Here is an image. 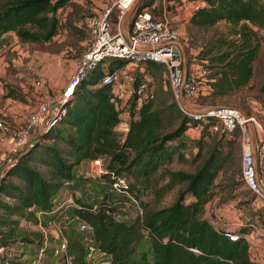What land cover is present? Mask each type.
<instances>
[{"label":"trees","instance_id":"trees-1","mask_svg":"<svg viewBox=\"0 0 264 264\" xmlns=\"http://www.w3.org/2000/svg\"><path fill=\"white\" fill-rule=\"evenodd\" d=\"M69 1L0 0V36L13 31L20 41H49L60 26L57 10ZM152 3L142 0L138 9ZM219 21H225L227 30H215L202 43L199 56L208 60L205 75L210 88L203 98L213 100L237 96L250 83L264 41V0H202L189 15L188 28L207 29ZM112 59L124 63L123 58ZM190 61L188 56V65ZM111 62H99L81 79L57 123L30 138L0 173V246L39 241L41 232L24 228L21 220L37 223L36 210L51 208L64 181L73 180L74 166L83 159L102 157L109 188L112 171L130 172L132 188L136 182L152 188L158 197L185 184L168 205L154 207L139 201L142 213L129 221L116 216L119 198L108 192L97 203L77 199L79 207L74 211L92 225L95 243L111 254L109 264H259L250 259L243 239L231 240L202 216L228 156L222 142H214L193 171L163 166L188 141L200 145L207 134L217 133L204 123L197 134L188 136L199 120L185 112L170 87L163 85L155 87L156 101L152 98L135 108V98L127 100L128 128L120 132L121 111L112 85L101 83L104 73L115 67ZM155 63L148 60L145 67L154 68ZM260 89L264 91V82ZM5 96L26 101L22 90H9ZM197 104L213 102L197 100ZM248 220L264 226L262 219ZM143 237L149 239V253L137 254ZM68 251L71 264H87L79 235H68Z\"/></svg>","mask_w":264,"mask_h":264},{"label":"built area","instance_id":"built-area-1","mask_svg":"<svg viewBox=\"0 0 264 264\" xmlns=\"http://www.w3.org/2000/svg\"><path fill=\"white\" fill-rule=\"evenodd\" d=\"M134 1L99 0L101 4L99 9L90 13L85 20L88 36L77 58L75 72L60 98L52 97L47 87L44 86L43 80L38 78L36 86L39 88L41 99L35 110L13 129L6 120L0 119V145L6 139H9L15 146L26 144L34 128L39 126L41 121L45 122L41 130L51 124H56L58 118L67 110L66 103L74 86L86 77L99 62H107L112 58H123L124 67L121 70L113 67L106 71L101 78V83L112 85L114 97L117 98L115 103L121 111V120L117 128L122 127L125 132L129 119V110L126 109L129 105L126 103L127 100L134 97L135 108H137L155 96L154 82L145 76L138 77V74L145 69L146 61H156L164 65L170 89L180 107L194 119L199 120L198 124L190 127L189 130L195 129L198 132L200 127L206 123L209 129L218 135L237 139L241 152V179L254 195L255 200H259L264 207V189L262 188L264 127L252 113L236 104L218 103L204 106L197 104L198 98L206 95L210 86L204 72L196 67L198 63L194 61L195 58L189 56L191 61L188 65V54L185 56L184 46L180 40L182 29L180 19H183L186 7H189V13H191L202 4V0H179L178 3L168 0V3L173 4V9L164 6L159 14L154 13L149 6H143L134 11L128 29L125 31L122 26V17ZM115 7L118 8V13L114 17ZM2 47H5V44ZM184 62L186 63L185 77H183ZM181 93L183 99L185 97L190 104L199 106L195 108L209 107L190 112L180 102ZM89 168L91 173L107 172L103 169L102 157L91 159ZM85 174L89 172L86 171ZM110 178V190L127 193L138 212L142 213L138 200L128 193L126 176L123 173L112 171ZM71 182L72 180H65L64 187ZM61 192L59 191L53 198L49 210H36L38 221L33 224L41 227L42 230L39 231L41 235L33 257L20 264H44L48 251L51 255L61 259L60 264H71L72 256L68 251V237L62 232L61 219L74 222L77 230L83 234L81 242L84 245L87 264H109L111 254L95 243L92 225L74 211L79 204L71 193ZM45 218L55 226L51 236L42 227ZM238 225L232 228L225 224L221 227L222 233L231 240L243 239L247 243L250 259L264 264V226L256 220L248 219L245 222H239ZM241 227L244 229L240 230ZM51 241L53 244L50 246ZM13 255L12 245L0 246V264H13ZM22 258L23 256L20 259Z\"/></svg>","mask_w":264,"mask_h":264},{"label":"rangeland","instance_id":"rangeland-1","mask_svg":"<svg viewBox=\"0 0 264 264\" xmlns=\"http://www.w3.org/2000/svg\"><path fill=\"white\" fill-rule=\"evenodd\" d=\"M141 1L138 0L137 8ZM178 1L173 0L176 3ZM153 4L154 7H152ZM164 6L173 9V4L168 3V0H153L149 8L154 13L159 14ZM97 9L99 7L95 5L94 0H70L63 8L57 10V14L60 17V26L57 33L49 41H20L12 31L0 39V53L4 55V60L7 61V64H4L3 61L1 62L3 64V71H0V76L4 75L3 79L7 81L4 83L6 85V87L4 86L5 91L14 90L19 93V90L23 89L22 92L26 95V101H22L24 104L22 105L23 109L21 113H16V99L12 97H10L11 101L3 109L4 113L0 112V119L6 120L11 129L21 123L26 116L35 110L41 99L39 88L36 86L38 78L43 80L44 86L47 87L52 97L55 99L60 98L71 76L75 72L77 58L82 52L88 36L85 20L90 13ZM185 10L187 11L186 14L182 16L183 19H180V23L182 24L180 40L184 46L185 56L188 54V56L195 58L194 61L198 63L196 66L198 70L207 74L208 69L206 64L208 60L199 57L202 49L201 45L215 30L226 31L227 25L225 21H219L207 29L188 28V16L191 13H189V7H186ZM117 13L118 8L115 7L113 16L115 17ZM133 13L134 11L131 13L129 19ZM3 44H5V47H2ZM108 61H112L111 63L115 67H118L119 70L124 67V64L118 59H108ZM145 68L148 71H146L147 73L144 76L152 80L156 88L159 85H163L164 88L170 87L163 64L155 63L154 68ZM19 80L23 83L22 86L19 85ZM263 82L264 41L258 58L255 61L254 75L250 83L237 92V96L218 97L214 100L211 97L203 98L201 96L198 98V103L211 101L213 104H236L247 112L252 113L264 127V91L260 89L261 83ZM156 97L154 101L157 100ZM184 101L192 108L199 107L198 105L190 104L185 97ZM8 105L12 107L7 109ZM118 130L124 132L122 127ZM197 133V130L192 129L188 131V136ZM183 137L186 138V135L184 134ZM218 140L222 142L223 149L228 153V156L215 177L213 195L203 207L202 216L210 219L218 228H221L225 224L236 228L239 226V222H245L248 218L253 217L262 219L264 222V207L259 200H255L254 195L243 184L241 179V152L235 137L221 138L217 134H207L202 144H200L202 146L188 141V145L186 144L181 147L174 154V159L163 166L172 169L180 168L193 171L207 156L213 143ZM174 143L172 142V144ZM88 165V162H84L82 167H79L78 164L74 166L73 173L75 175L72 182L67 185L65 193H71L76 202L77 199H83L91 203H97L101 200L105 192H108L110 196L119 198L118 207L115 211L118 218L129 221L135 217L138 209L133 204L131 197L124 192L109 191V178L108 176L104 177L106 173H91ZM85 169L89 174H85ZM103 169H105L104 163ZM122 172L128 181L127 190L129 195L135 196L142 205L147 204L148 206L154 207L168 205L175 198L178 190L185 185L178 184L173 189L166 191L158 197L152 188L144 187L136 182H134L132 188V185L130 186L133 180L132 174L128 171ZM21 224L28 230H42L39 225L33 224L32 221L21 220ZM60 225L66 237L70 234H77L80 237L83 236L77 230L74 222L61 219ZM42 227L50 236L55 229V226L49 223L47 218L43 220ZM52 244V241L49 242L50 246ZM11 245L14 249L13 264H20L24 260H30L33 257L37 242L28 244L18 241ZM149 248V239L143 237L141 244L137 247V254L141 251H147L149 253ZM22 256L23 258L21 260L20 258ZM60 263V258L51 255L50 251L47 252L44 264Z\"/></svg>","mask_w":264,"mask_h":264},{"label":"crops","instance_id":"crops-1","mask_svg":"<svg viewBox=\"0 0 264 264\" xmlns=\"http://www.w3.org/2000/svg\"><path fill=\"white\" fill-rule=\"evenodd\" d=\"M94 3L96 6L100 7L101 4L99 3L98 0H94ZM186 10H184V14H186ZM189 17V16H188ZM11 31H8L4 34H2L0 36V39H2L3 37H5V35L7 33H9ZM13 32V31H12ZM3 61L4 64H7V61L4 60V55H2L0 53V71H3V64H1V62ZM2 75V74H1ZM4 75L0 76V112L4 113L3 112V109L6 107L7 103L9 101H11V98L8 97V96H5V93H6V89L4 88V83L7 82L6 79H3ZM17 83V81H16ZM19 85L22 86L23 83L21 82V80L18 81ZM23 90V89H22ZM13 100V99H12ZM24 102L20 101V100H17L16 99V113L18 112H22V109H23V105ZM12 107V106H11ZM9 105L7 106V109L8 108H11ZM17 119V118H16ZM45 124L44 121H41L40 125L37 126L36 128H34L32 134H31V137H34L36 136L40 131H41V128L43 127V125ZM24 144H21V145H14L13 143H11V141L9 139H6L1 145H0V173L3 171L4 167L6 166V164L11 160L13 154L20 148L23 147ZM84 162H88V166L90 167L91 166V159H83L79 164L78 166L79 167H82L84 165ZM85 172L87 171L86 169L84 170ZM262 188L264 189V182L262 183ZM67 190V187H64L62 188V191L61 193L65 192Z\"/></svg>","mask_w":264,"mask_h":264},{"label":"water","instance_id":"water-1","mask_svg":"<svg viewBox=\"0 0 264 264\" xmlns=\"http://www.w3.org/2000/svg\"><path fill=\"white\" fill-rule=\"evenodd\" d=\"M137 3H138V0H135L128 8L127 10L125 11V14H124V17H123V21H122V26L124 28L125 31H127L128 29V26H129V22L132 18L129 19L131 13L135 10H137ZM184 56V55H183ZM183 68H184V74H183V77H185V73H186V63L184 62V65H183ZM180 102L181 104L190 112H196V111H200V110H204V109H207L209 106H205L203 108H192L190 106H188L186 104V102L184 101L183 99V96H182V93L180 94Z\"/></svg>","mask_w":264,"mask_h":264}]
</instances>
